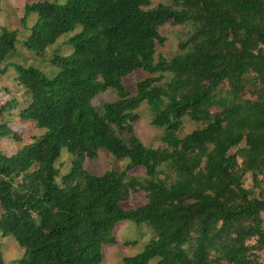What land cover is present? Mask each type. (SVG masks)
<instances>
[{
    "label": "trees",
    "instance_id": "16d2710c",
    "mask_svg": "<svg viewBox=\"0 0 264 264\" xmlns=\"http://www.w3.org/2000/svg\"><path fill=\"white\" fill-rule=\"evenodd\" d=\"M60 1L28 4L22 20L37 14L24 47L42 58L81 29L50 59L56 76L7 63L19 31L0 35V80L14 67L29 96L1 107L0 138L21 143L4 116L15 110L43 131L0 150V235L24 250L9 263L0 246V264H104L124 221L153 236L123 264H264V0ZM169 25L188 32L164 57ZM108 90L117 99L96 107ZM143 105L162 147L135 132ZM185 121L200 127L184 135ZM63 150L77 158L58 183ZM100 151L127 165L92 174ZM135 195L143 204L126 208Z\"/></svg>",
    "mask_w": 264,
    "mask_h": 264
},
{
    "label": "rangeland",
    "instance_id": "374dc122",
    "mask_svg": "<svg viewBox=\"0 0 264 264\" xmlns=\"http://www.w3.org/2000/svg\"><path fill=\"white\" fill-rule=\"evenodd\" d=\"M54 1L55 0H0V35L4 29L19 31V42L17 43L16 49L11 52L7 59V63H17L36 67L50 78L56 76L58 71L50 64V59L58 53L60 55L70 54L73 48L69 47L68 41L75 33L80 32L81 29L79 28L77 32L62 38L56 46L48 50L46 57L42 58L24 47V42L30 35V29L38 19L37 14H32L28 17V30L25 29L22 23L25 16L26 5L36 2L52 3ZM152 1L153 5H158L160 2L166 0ZM65 3L66 0H61L59 2L61 6L65 5ZM187 32V29L183 27L171 25L165 27L162 30V35L167 39V42L162 47H159V52L162 53L164 57L175 54L178 49V40L184 37ZM146 77L147 74L144 71H135L126 78L125 86L129 91H132V93H136L138 82ZM16 78L17 71L12 67L8 74L0 80V110L1 107L10 100H17L20 107L27 105L29 96L26 90L18 85ZM116 99V92L114 90H108L100 94L93 103L96 107H100L102 103H112ZM19 113L18 110H15L12 112V116L4 114L7 121L12 119L9 123V127L22 139L21 143H19L12 139L0 138V150L7 153L9 156L16 155L24 145L32 143L36 137L43 134V131L38 129L34 123L23 122L20 119ZM135 116L137 117L136 123L134 124L135 132L142 142L149 147H162L160 141L161 132L151 125L149 108L143 105L135 113ZM2 120L3 118L0 116V123ZM184 125V135L200 127L198 124L189 121H185ZM76 158V155L69 153L67 150L62 151V155L57 162V168L59 170L58 183H61L62 177L70 172L73 161ZM126 165V161H120L105 151H100L97 158L93 160L86 159L84 163L86 170L95 175H102L112 169L120 171L125 168ZM140 173L142 174L143 172L140 171ZM143 202L144 198L142 196L135 195L126 203L125 207L136 208L140 204H143ZM152 236V231L144 225H137L130 221L119 223L115 231L116 244L107 245L103 248L104 264H123L124 258L140 253ZM0 246L7 262L12 263L24 258V250L17 244L14 238H5L0 235ZM262 259L264 261V252L262 254Z\"/></svg>",
    "mask_w": 264,
    "mask_h": 264
}]
</instances>
